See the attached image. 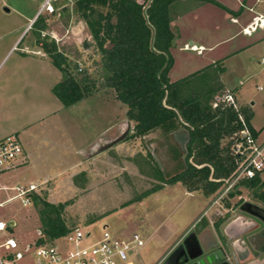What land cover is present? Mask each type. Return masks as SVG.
<instances>
[{"label": "rangeland", "instance_id": "1", "mask_svg": "<svg viewBox=\"0 0 264 264\" xmlns=\"http://www.w3.org/2000/svg\"><path fill=\"white\" fill-rule=\"evenodd\" d=\"M214 1L229 12L197 0L172 4L171 27L176 38L170 49L174 65L168 77L175 82L201 70L196 75L201 81L207 77L211 84L216 72L223 85L217 97L231 93L239 108L249 110L250 126L260 134L259 139H264V31L247 37L240 32L242 20L240 24L230 21L240 12L245 19L264 17V0ZM43 2L0 0V139L16 135L22 147L32 151L30 163H20L0 173V220L6 224L15 221L14 227L0 232V244L14 238L23 254L22 260L14 261L6 257L9 250L1 248L0 259L3 264H36L38 214L32 205L23 207L14 197L20 186L39 184L45 178L36 194L53 204H67L63 212L66 225L85 235L91 233L82 245L98 240L104 227L120 238L137 232L144 246L132 255L133 264H152L153 246L159 245V238L153 234L156 210L160 209L161 222L175 221L185 210L186 215H196L199 206H205L217 194H210L205 203L201 200L203 190L189 192L178 182L148 195L142 205L129 203L179 171L186 157L181 140L185 132L180 129L164 134L156 130L144 138L126 139L134 123L126 117V106L102 79L99 52L84 22L75 14L73 1L50 0L52 13L42 9ZM38 9L46 25L40 38L54 41L71 72L78 78L86 77L92 87L75 105L64 106L52 92L63 74L43 53L35 28H31ZM178 15L184 17L181 24L176 19ZM189 41L215 47L202 55L179 49ZM84 42L87 48H83ZM211 60L214 62L207 66ZM78 63L82 67L79 73ZM126 122L130 131L121 142L92 156L86 153L96 139L116 137ZM188 163H192L191 158ZM258 178L264 187V171ZM234 196L236 202L250 200L264 205L254 200L245 187ZM228 200L231 196L218 201V205ZM55 245L70 247L63 239Z\"/></svg>", "mask_w": 264, "mask_h": 264}, {"label": "trees", "instance_id": "2", "mask_svg": "<svg viewBox=\"0 0 264 264\" xmlns=\"http://www.w3.org/2000/svg\"><path fill=\"white\" fill-rule=\"evenodd\" d=\"M72 1L75 14L84 22L99 52L102 79L115 92L116 99L126 106V117L134 123L126 139L144 138L156 130L164 134L180 129L185 132L181 140L185 143L186 157L182 158L179 171L129 203L178 182L189 192L201 189L207 196L219 191L235 169L230 146L232 135L241 128L238 115L243 116L253 136L258 133L250 126L251 113L247 108L235 111L223 103L212 106L217 92L223 88L216 72L211 84L207 77L203 76L201 81L196 75L201 70L170 81L168 74L174 63L170 49L176 38L171 27V6L180 0ZM197 1L229 12L214 0ZM32 27L43 53L63 74L52 88L53 94L66 107L82 101L92 90L86 77L78 78L71 72L54 41L40 38L46 27L40 15ZM225 139L228 141L223 143ZM190 158L192 163H188ZM242 184L251 191L254 200L264 204V187L258 175ZM30 198L40 224L35 245L51 243L71 231L63 219L66 203L53 204L34 193ZM225 206L229 203L225 202Z\"/></svg>", "mask_w": 264, "mask_h": 264}, {"label": "built area", "instance_id": "3", "mask_svg": "<svg viewBox=\"0 0 264 264\" xmlns=\"http://www.w3.org/2000/svg\"><path fill=\"white\" fill-rule=\"evenodd\" d=\"M49 2L50 0H47L42 9L52 13L53 7ZM263 27L264 18L254 17L242 32L250 35L257 28ZM77 66V71H82L81 64L78 63ZM219 103L232 107L235 111L239 110L229 92L225 93L221 99L217 97L213 107ZM238 120L241 128L232 135L230 146V152L235 159V169L231 177L224 180L213 202L221 201L232 194H238L244 187L243 181L252 180L264 171V140L259 141L257 136H253L241 114L238 115ZM23 153L22 144L16 135H8L0 139V173L13 168L16 162L23 157ZM37 188L33 184L27 187L20 186L14 198L19 199L23 207H30L32 205L30 195L36 194ZM7 227V224L0 220V232L5 231ZM90 235L91 233L85 235L80 229L74 228L60 238L70 246L69 248L64 249L62 246L55 245L59 239L49 245H36L34 252L36 264H131V256L137 248L144 245V241L138 233H133L129 238H120L110 234L106 227L103 228L98 240L82 245L83 239H88ZM1 248L9 250L6 254L7 258L14 261L23 259L16 239L11 237L5 239L0 244ZM28 249L29 246L26 247L27 251ZM0 264H3L1 259Z\"/></svg>", "mask_w": 264, "mask_h": 264}, {"label": "crops", "instance_id": "4", "mask_svg": "<svg viewBox=\"0 0 264 264\" xmlns=\"http://www.w3.org/2000/svg\"><path fill=\"white\" fill-rule=\"evenodd\" d=\"M46 1L47 0H44L41 7L44 5ZM39 9L37 10L35 15L39 14ZM248 10L249 12L251 11V9H248ZM240 13H237L238 15L237 17H231L230 21L233 24H240V21L242 20L241 23H244V25L241 26L240 32L244 36L251 37L257 31H264V29L258 28L255 30V32L251 33L250 35L244 34L242 32L243 28H245L249 23H251L254 17H262V18L264 17L262 15H258V16L254 15L251 17V19H248V18L245 19V14L244 13L240 14ZM176 19L181 24V22L184 20V17L178 15L176 16ZM214 47L215 45L206 48L202 44L195 45L193 41H189L188 43H184L183 47L179 49L180 50L182 49L184 51L186 50L194 51L198 55H202L207 50L211 52V50H213ZM213 62L214 60H211L209 62L210 64H207V66L211 65ZM259 137H260V134L258 133L257 138L259 139ZM262 140L264 139L263 138L259 139V141H262ZM96 141L97 139L93 143H95ZM23 150H24L23 157L16 163L15 166H17L20 163L22 165H27L28 163H30L29 159L32 153L31 149L29 150L28 148L25 147L23 148ZM41 179L45 180V178H41ZM42 180L39 184H34V183H30V184H33L39 187L43 182ZM165 186L166 185H164L163 188ZM217 192L213 193V195L217 194ZM203 195L204 197L203 198L201 197L202 198L201 200L203 202H205L206 200L207 202L208 196L204 192H203ZM234 195L235 194H232L231 200L227 201L229 203L228 207L225 206V202H223L220 205H218V202H213L215 200L214 198L213 200L208 201L207 203L205 202L206 203L205 206L201 204L199 206L200 209L197 211L196 215L192 216L191 213L186 215V213L188 212L185 210L180 213L181 215L175 217L177 218V220L175 219V221L169 220L168 222L167 221L161 222L160 220L161 218L159 215L161 212H158L160 209H157L156 213L154 214L156 215V222H155L156 224L153 229V232H154L153 234L155 235L156 238H159V241H158L159 245L157 247L153 246L151 254L153 255L152 257L154 261L152 264H163V263L167 264V262H170V264H173L175 260H178L180 257L184 256L187 251H192L193 249H196L197 247L208 248L214 244L217 236L219 235L222 229L224 230V233L225 235H227V237H230V238L234 237V235L237 233L239 221L231 220L230 218L228 220L223 219L224 214L234 209L235 207L236 201L233 200L235 197ZM143 199L137 202H133V203H138L142 205L144 204ZM9 200H11V198L8 199L7 201ZM1 205L2 204L0 203V206ZM201 208L203 209L201 210ZM212 211L214 212L211 213ZM14 226H15V221H14ZM133 233H137V232H132V234ZM132 234H129V233L128 235L125 234L123 238H129ZM131 264H133L132 256H131Z\"/></svg>", "mask_w": 264, "mask_h": 264}, {"label": "water", "instance_id": "5", "mask_svg": "<svg viewBox=\"0 0 264 264\" xmlns=\"http://www.w3.org/2000/svg\"><path fill=\"white\" fill-rule=\"evenodd\" d=\"M4 10L8 12V9ZM87 46L84 42L83 48ZM129 131L130 124L126 122L116 137L110 140L100 138L86 153L92 156L112 148L121 142ZM229 218L239 221L234 237H227L222 229L212 246L187 251L174 264H264V207L250 200L239 201L235 203L234 209L224 214L223 219ZM7 226L12 228L14 221L10 220Z\"/></svg>", "mask_w": 264, "mask_h": 264}, {"label": "flooded vegetation", "instance_id": "6", "mask_svg": "<svg viewBox=\"0 0 264 264\" xmlns=\"http://www.w3.org/2000/svg\"><path fill=\"white\" fill-rule=\"evenodd\" d=\"M176 262V260L173 262V264ZM166 264V263H165ZM167 264H170V262H167Z\"/></svg>", "mask_w": 264, "mask_h": 264}]
</instances>
